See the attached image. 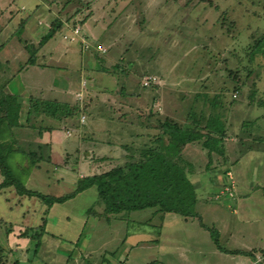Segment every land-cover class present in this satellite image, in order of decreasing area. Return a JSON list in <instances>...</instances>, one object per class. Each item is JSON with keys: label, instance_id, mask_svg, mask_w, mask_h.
Here are the masks:
<instances>
[{"label": "rangeland", "instance_id": "obj_1", "mask_svg": "<svg viewBox=\"0 0 264 264\" xmlns=\"http://www.w3.org/2000/svg\"><path fill=\"white\" fill-rule=\"evenodd\" d=\"M55 19L60 29L24 66L25 45L37 47ZM262 32L264 0H0V59L11 71L21 67L7 85L24 124L15 135L43 160L19 174L26 188L71 192L77 178L149 144L157 118L181 122L189 109L207 116L209 106L194 100L201 93L221 94L228 155L208 167L199 158L188 175L193 218L153 208L97 218L87 214L93 205L101 210L94 187L50 207L35 198L17 204L6 189L0 220L14 228L10 239L24 243L18 234L46 222L37 251L8 248L0 231V248L12 249L0 264H264V252L247 254L264 251V151L257 150L264 149V73L257 66L236 85L226 69L235 61H222ZM29 97L51 108H32ZM242 122L250 124L240 130ZM247 144L252 149L235 158Z\"/></svg>", "mask_w": 264, "mask_h": 264}, {"label": "trees", "instance_id": "obj_2", "mask_svg": "<svg viewBox=\"0 0 264 264\" xmlns=\"http://www.w3.org/2000/svg\"><path fill=\"white\" fill-rule=\"evenodd\" d=\"M47 1L54 3L56 0ZM219 21L220 28L229 32V25L225 23V18L222 17ZM60 27L61 22L55 19L39 40L37 47L25 45L29 56L23 63L24 66L34 64L33 59L38 47H42L51 39ZM22 28L23 25L18 28L16 34L21 32ZM97 47V44L93 46L96 52H98ZM3 48L4 45L0 47V51ZM230 58L235 61V64L233 68L226 67L227 77L236 85H241L257 66L261 67L264 73V32L250 36L249 43L243 48L242 53L228 52L222 60L225 65ZM6 63H8L7 59L4 61L0 59V193L10 189L18 197L17 204H20L21 198H35L50 207L53 204L64 203L86 189L94 187L97 196L95 205L101 210L96 211L93 205L87 210V214L97 218L106 219L108 215H120L149 208L162 214H177L184 219L197 217L193 210L197 200L195 185L188 179V175L194 172V167L199 169L196 165L199 158L202 163L205 161L204 166L208 167L214 158L222 160L220 163H226V157H228L227 130L224 117L219 113L221 94L212 96L204 93L195 94V101L201 98L203 103L209 106L210 112L207 116H204L201 111L196 113L193 109H189L181 122L169 117L157 118L156 123L153 124V128L157 130L156 134L150 137L149 144L138 149L136 155L127 154L123 157L122 163L112 165L108 162L110 160L103 161L104 165L109 164L108 168L77 178L71 192L54 197L26 188L19 179V174L26 177L33 169H39V163L43 160L34 152L21 147L15 135V130L23 127L24 124L20 121L19 97L8 92L7 85L21 67L11 71L10 63ZM38 104L43 107L44 112H47L46 110L52 105L51 102L29 97L30 107L34 108L33 106ZM259 105L264 108V99L259 101ZM46 114L54 117L53 112L49 111ZM249 124L242 122L240 130ZM262 140L264 138H259V142ZM251 149L250 144L240 147L239 156L235 158L238 159L243 152ZM257 150L264 151V149ZM194 155L195 159H193ZM224 173L228 171L225 170ZM225 188L228 187L225 186L223 189ZM45 222L43 217L41 223L35 228L27 227L23 234H18L19 237L27 238L28 244L33 245V251H37L40 245V237L45 232ZM13 229L11 224L0 220V231H3L6 238L13 233ZM4 251L0 248L2 262L7 261L6 256H2ZM254 252L263 253L264 251L259 249L254 250L253 254L252 252L247 254L253 256Z\"/></svg>", "mask_w": 264, "mask_h": 264}, {"label": "crops", "instance_id": "obj_3", "mask_svg": "<svg viewBox=\"0 0 264 264\" xmlns=\"http://www.w3.org/2000/svg\"><path fill=\"white\" fill-rule=\"evenodd\" d=\"M9 237H10V235H9ZM9 237L7 238L8 248L11 246H15L16 249H17V247H21L20 249H24V250H22V252H24L28 249L29 244H28L27 240L26 241L24 240L23 241L24 243H21L18 238L17 239H15V238L10 239ZM21 245H23V246H21ZM9 250H12V249L10 248ZM17 251L21 252L19 249H17Z\"/></svg>", "mask_w": 264, "mask_h": 264}, {"label": "built area", "instance_id": "obj_4", "mask_svg": "<svg viewBox=\"0 0 264 264\" xmlns=\"http://www.w3.org/2000/svg\"><path fill=\"white\" fill-rule=\"evenodd\" d=\"M97 48H99V46L97 47ZM228 177L230 178V175H228ZM232 186V185H231ZM225 191L226 192H228L229 191V188H225ZM229 194V193H228ZM230 195V194H229ZM258 262H259V260H258ZM253 264H257V263H253Z\"/></svg>", "mask_w": 264, "mask_h": 264}]
</instances>
